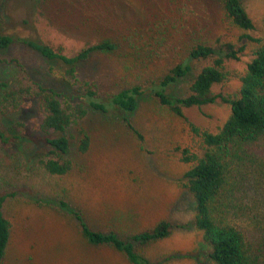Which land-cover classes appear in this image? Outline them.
Wrapping results in <instances>:
<instances>
[{"label": "rangeland", "instance_id": "1", "mask_svg": "<svg viewBox=\"0 0 264 264\" xmlns=\"http://www.w3.org/2000/svg\"><path fill=\"white\" fill-rule=\"evenodd\" d=\"M242 3L253 30L233 26L220 0H0V33L14 39L0 52V94L8 87L18 91L20 83L39 82L70 96L80 94L77 86L60 83L50 63L19 41L23 38L67 56L92 43L112 42L115 50L96 52L80 65L79 78L104 93L135 85L146 90L127 116L133 128L120 115L89 109L80 121L90 135L89 148L80 152L78 134L70 129L72 168L61 176L36 162L48 149L41 143L36 105L23 98L18 110L0 115V130L11 137L9 143L0 139V195L14 194L4 206L11 224L4 264H130L111 247L88 245L76 212L90 228L115 231L122 238L167 220L173 225L170 235L138 251L151 264H209L202 233L193 224L194 199L184 187L191 163L182 160L183 149L201 156L205 145L147 89L182 61L195 41L236 42L243 35L264 39V0ZM254 45L249 42L248 54L229 63L233 73L245 70ZM190 64L191 74L168 90L173 96L186 94L192 74L202 66ZM238 84L232 78L214 90L232 91ZM229 112L222 103L185 109L192 123L210 132L222 126Z\"/></svg>", "mask_w": 264, "mask_h": 264}, {"label": "trees", "instance_id": "2", "mask_svg": "<svg viewBox=\"0 0 264 264\" xmlns=\"http://www.w3.org/2000/svg\"><path fill=\"white\" fill-rule=\"evenodd\" d=\"M220 3L233 26L243 31L254 29L242 0ZM19 41L50 63L51 74L60 83L77 86L80 94L70 96L40 82L35 86L20 83L18 91L8 87L0 94V115L18 110L23 98L34 103L41 118L37 126L43 134L41 143L48 148L36 162L50 174L65 175L72 168L68 131L75 129L77 148L86 152L90 135L80 121L89 109L106 116L120 115L129 124L127 116L137 109L146 90L135 85L104 93L94 83L79 78L80 65L96 52L115 50L117 45L112 42L92 43L67 56L47 43L29 38ZM13 42L11 36L0 33V52ZM249 42L255 44L250 50L252 59L243 72L233 73L229 63L248 54ZM191 61L202 63L201 68L192 74L186 94L173 96L168 90L191 74ZM232 78L239 83L235 90H214ZM147 90L159 105L185 120L205 145L201 156L182 150V160L191 163L184 173V187L194 199L193 224L202 233L204 258L209 264H264V39L243 35L236 42L219 38L215 42L195 41L188 47L186 57ZM217 103L227 105L230 112L216 132L200 129L185 114V109ZM5 132L0 130V139L9 143L11 137ZM134 132L140 136L137 130ZM10 196L14 194L0 195V264H4L11 238V224L4 215ZM75 216L80 235L88 245L111 247L130 264H151L137 247L168 237L173 228L171 222L160 220L149 229L122 238L115 231L90 228L78 212Z\"/></svg>", "mask_w": 264, "mask_h": 264}]
</instances>
